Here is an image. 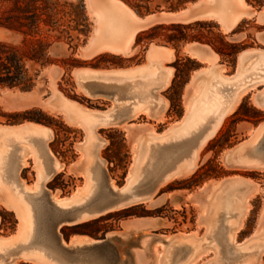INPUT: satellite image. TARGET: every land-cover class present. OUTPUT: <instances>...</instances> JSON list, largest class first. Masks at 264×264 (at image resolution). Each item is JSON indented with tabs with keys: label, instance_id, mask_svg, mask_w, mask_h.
<instances>
[{
	"label": "rangeland",
	"instance_id": "rangeland-1",
	"mask_svg": "<svg viewBox=\"0 0 264 264\" xmlns=\"http://www.w3.org/2000/svg\"><path fill=\"white\" fill-rule=\"evenodd\" d=\"M51 1L58 4L54 16L57 23L53 28L40 23L36 34L25 35L0 27V42L17 50L24 59L27 76L32 79L29 92L0 86V110L5 114L39 110L51 119L50 127L39 125L51 131V137L47 139L49 151L54 161L62 165L58 171H61L60 175L52 181L64 189L63 197L70 198L65 202L66 205H76L85 199L89 191L86 186L87 168L93 160L94 170L89 171V175L99 177V168H102L109 181L112 180V186L128 193L132 178L141 171V162L146 157L148 145H157L166 138L169 141L190 133L209 116L215 119L211 124V132L202 139L198 151L194 153L195 162H192V158L180 162L179 165L184 166L180 165V177H174L157 188L148 203L115 210L106 217V214L98 217L100 219L86 227H74L76 224L73 227L67 226L70 227L67 233L98 232L102 238L104 233H107L106 236L119 237L115 233L123 232L128 238L140 230H145L147 235L141 242L144 249L137 251L138 264H175L183 261L184 252H188L189 258L181 264H225L219 259L212 234L217 226H229L228 229L231 228V232H234V248L238 251V256L231 258V261L234 264H264V160H249L253 156L254 143L264 131V56H260V51L264 50V0H242L243 6L239 7V12L249 16L228 31L222 30L216 20L206 18V15L191 21L203 22L205 25L193 26L185 30V33L199 36L210 45L190 41L178 46L167 44L162 36L176 33L171 30H158L156 34L159 39L153 42L143 39L135 44L139 32L156 24L181 23L157 21L135 33L130 52L104 50L92 55H89V45L96 38V19L92 16L94 9L90 3L87 0ZM117 1L123 3L121 0ZM204 1L197 0L194 3ZM138 3L147 4L149 7V12L142 10L139 16L161 11H178L185 5L168 10V3L164 0H141ZM214 3L215 0H211L209 4ZM123 4L135 18L142 19ZM190 4L193 3H187L184 9L189 6L191 9ZM5 7L6 4L0 3V17ZM62 29L69 31L70 40L64 33H60ZM152 46L173 51V59L163 64L164 71L169 76L166 86L171 81L170 87L163 94L157 93L155 99L143 102L148 114L143 113V116L130 124L101 130L97 127L92 130V134L102 141L95 148V142H89L88 133L82 128L78 114L90 116L98 123L106 122L107 116L113 114L112 103L109 99L99 101L90 98V83L101 89L111 90L115 87V81L95 79L93 72L120 71L123 74L119 77L124 82L133 77L137 78L138 71L135 69L146 62L148 50ZM192 46L199 49L198 59L183 52ZM33 49L40 56L38 63L29 61L26 57L33 55ZM215 50H222L229 55L219 54ZM46 60L50 63L41 66ZM206 60L214 63L213 68L206 70ZM224 80L226 84L234 87L235 94L230 98L227 91L222 89L220 95L223 100H217L212 93ZM163 83L164 80L158 87ZM5 90L13 94H8ZM195 91L199 94L197 97H193ZM55 97L67 100L68 104L71 102L74 114H70L68 109L66 113L63 112L61 107L50 108ZM119 97L114 94L115 100H119ZM192 105L211 109L202 111L208 114L205 117L203 114L204 119L197 122L192 115L195 111ZM165 106L167 110L162 113ZM152 108L154 109L151 110ZM26 117L39 118L34 114ZM26 123L35 124L23 117L16 120L0 118V126H17L20 132H28ZM131 124L133 126H129ZM209 126L210 124L206 125ZM205 129L202 133L206 132ZM32 134L33 132H28L25 139L29 140ZM157 138L160 140L156 141ZM10 144L11 142H5L4 147L9 148ZM20 146L21 144L17 145ZM23 147L27 151L25 158H28L24 168H28L29 173L20 172L19 167L17 174L25 185L31 186L36 181L37 174L39 177H43V174L35 156L36 151L28 144ZM247 160L251 163L246 164ZM18 162L16 160V164ZM253 162L257 163H254L256 166ZM1 170L2 164L0 238L5 240L3 247L8 248L12 243L3 238V229L12 228L18 222L20 231L16 242L23 240L28 230L26 222H29V217L24 218L25 220L18 218L10 205L3 203L9 198L19 201V196L3 179ZM45 188L51 190L48 186ZM248 196L249 206L244 212V199ZM56 198L62 197L57 194ZM128 208L130 209L123 211ZM62 232L60 229L59 233L63 238V234L67 233ZM155 258H159L158 262Z\"/></svg>",
	"mask_w": 264,
	"mask_h": 264
},
{
	"label": "crops",
	"instance_id": "crops-1",
	"mask_svg": "<svg viewBox=\"0 0 264 264\" xmlns=\"http://www.w3.org/2000/svg\"><path fill=\"white\" fill-rule=\"evenodd\" d=\"M222 1L223 0H215V3L213 5L209 4L211 0H209L208 2L205 0L202 3L200 2L193 3L190 4L191 9L189 6L186 9L181 10L179 12H182V15H187L186 17L191 18L190 22L202 17V15H206V18L216 20L219 23L221 29L224 31H228L231 27L238 24L244 17L249 16L244 12H239V7L241 6L239 1L242 0H232L233 4L230 8L232 9L231 13L233 14L234 18L232 22L226 21L225 20L226 11L225 8L221 6ZM167 15L176 16L179 14L175 13V14H167ZM138 20H143V19H138ZM151 21L152 23H154L157 21H165V20H162L161 17L156 18L155 16H153ZM152 47H158V46H152ZM158 48L162 49L164 52L169 51V49L163 47H158ZM130 50H131V46L129 47V50L125 51L124 53L130 52ZM184 50L185 53L189 55V57L198 59L199 49L197 47L192 46L191 49L189 50L184 49ZM117 52L121 53L122 51H117ZM260 56L261 57L264 56V50L260 51ZM173 57L174 54L172 53L171 59L164 60L163 63L172 60ZM206 62L208 63V67L206 70L213 68L214 63L209 62V60H206ZM152 65H153V60L150 57V53H147L146 62L135 70L138 71V74L136 75L138 76L137 78L133 77L128 81L124 82V80L122 81V79L119 77L122 76L123 72L116 70L94 71L93 77H95L94 75L95 73H99L97 79L106 80V81L108 80L115 81V86L121 84L127 87H131L134 81L140 79L147 80L151 77L150 68H152ZM160 72L163 76V79H165L164 80L165 83H163L160 87L157 88L158 95L163 94L171 85V81H170V84L166 86L169 81V76H167L168 72H165L164 69L161 70ZM139 84H141V82ZM95 87L96 84L90 83V89L88 93L89 97L92 99H97L99 101H102L100 99H109L112 103L111 111L113 114L111 116H107V120L104 123H98L95 119H93L90 116H84L85 118L82 119L80 123L82 125V128H84V130H86L88 133L89 142L102 143V141L99 140L98 137L92 134V130L96 129L97 127H99L98 129L101 130V129L118 128L126 124H130L139 116H143L141 110L145 109L146 107L142 106L139 108L137 104L135 105L131 102L132 99L129 97L122 98L120 96L119 98L121 99L115 100L114 94L111 90L101 89L99 86H97L98 88L97 90ZM220 87L221 90L224 89L227 91L226 94L229 95L230 98L235 94L234 87L229 84H226V81L222 82V84L217 88ZM217 88H215L216 90L214 89L215 92L216 91L218 92ZM197 91L194 92L193 97H197L199 95ZM219 92L221 93V91ZM219 92L218 94L220 95ZM57 99L59 98L58 97L54 98V104L52 105V108L61 107L59 102H57ZM120 102L122 103V105L120 104ZM201 105L199 107L197 106L195 107V105L194 106L192 105V109L193 108L195 110L201 109L202 108ZM153 109L154 108H152L151 110ZM166 110L167 107L165 106L162 109V113H165ZM103 112L105 113V111ZM129 126H133V124ZM27 127H28L27 128L28 132H33L29 140H31L34 144L41 146L44 151V155H40V156L35 155L40 163L43 177H39L37 174V179L34 182V184L31 186L25 185L24 181L20 178V175L17 174V170L19 167H20V172L22 171L24 174L29 173L28 168H24L25 165L27 164L28 158H24V161L21 162L20 154L17 147V144H19L21 141L23 142L29 141L25 139L28 132L26 131L20 132L19 127L17 126L9 127L7 131L0 132L1 133L0 150L2 148H6L4 147L5 142H11L9 148H11V146H15L16 148L15 150L11 151L7 161H5V164L2 165L1 175L3 179L6 181V183L11 188H13L16 191L17 195L19 196V201L9 198L7 201L3 203L6 205H10V208L16 212L18 218L24 219L27 218V216L29 217L28 218L29 222H26V225L28 226L27 228L28 230L26 233V237L23 240L19 239V241L16 242V237L20 231V228L18 229V222H15L12 228L3 229L4 230L3 238L7 239L8 243H12V246H9L8 248H4L3 242L5 240L0 238V264H138L137 251L140 249H144V247L141 244L139 245L134 241H128L126 243L124 242V239L132 240V237L134 238L135 234L147 235V232L145 230H140L138 231V233L132 234L128 238L125 237L123 232L115 233V235L119 237H112L111 235L106 236L107 233H104L103 237H105L108 240V244L105 246L99 245L101 243L100 239H102L103 237L101 238V236L99 235L100 233L98 232L93 236H89L77 232L67 233L70 229V227L67 226H72L75 224L77 226L87 223L89 221H96L97 219H99V218H95L89 221L82 220L76 222L75 224L63 223L60 225H55V232L57 231L59 233V230L62 229L63 231L62 233L65 232L67 233L66 237L63 236V238L61 237V234H59L60 243L56 241L57 239L55 237V233L53 230L55 215L52 207L53 203L55 202L52 200L51 197L53 195L56 196L58 194L59 197L66 199V201H68L70 198L63 197L64 189L61 188V186L56 185L52 181L55 177L60 175L61 171L56 173L54 172L50 176V173L54 168L52 163L53 156L49 151L50 147H49V142L47 143V139H50L51 134L48 138H44L43 136L37 134L36 131L31 126L27 125ZM14 128L16 129L11 130ZM11 133L18 134V139H15L13 136H11ZM11 138L12 140H10ZM2 160L3 158L1 157L0 164H2ZM16 160H19L18 164H16ZM93 161L91 163H94ZM89 166L90 165H88L87 168L88 174L90 171ZM12 175L15 177L13 178ZM45 186H48L51 190L45 188ZM44 191L48 193V196H46ZM223 227H225V230H218L219 227L218 226L216 227L215 231L212 234L213 242L217 248L219 259L223 261L225 264H234L235 262L231 261V258L237 257L238 251L234 248L236 243L232 245L229 240L230 236L234 235V232H231V228L228 229L229 226H223ZM91 243H96V244L93 245ZM178 254H180V251ZM184 256L185 257L183 261L181 262L179 261L175 264H181L185 260H187L189 258L188 252H184Z\"/></svg>",
	"mask_w": 264,
	"mask_h": 264
},
{
	"label": "bare ground",
	"instance_id": "bare-ground-1",
	"mask_svg": "<svg viewBox=\"0 0 264 264\" xmlns=\"http://www.w3.org/2000/svg\"><path fill=\"white\" fill-rule=\"evenodd\" d=\"M206 1L208 2L209 0ZM239 2L240 5L243 6L242 1ZM87 3H90L91 8L93 7L94 11L91 10L93 12L92 16L94 17V19H96L95 21L96 29L94 32L96 33V38L93 43L91 40V45H89L91 53L89 55L99 53L106 49L115 52L122 51L124 53L125 51L129 50V47L133 41V37L135 33L140 29H144L147 26L149 27V25H151L152 23L151 20L153 17H147L143 20H138L137 18H135V15H132L133 13H131L123 3L117 0H89V1L87 0ZM93 3H96V5H94ZM97 4L98 7H96ZM232 4H233L232 0H223L221 2V6L225 8L226 11L225 20L228 22H232L234 18L233 14L231 13L232 9L230 8ZM177 14L179 15L172 16L162 13L160 15H155V17L156 18L161 17L162 20H165L167 22H181V23L184 22L185 24L190 22L191 18L186 17L187 15H182V12H179ZM183 52H185V50ZM148 53H150V57L153 60L152 68H150L151 77L149 79L136 80L132 83L131 87H127L119 84L111 89L113 94L116 93V95L121 96L122 98L125 97L131 98L132 99L131 102L135 105L137 104L139 108L144 106L143 102L148 101L150 99H155L157 97V88L159 86V83L165 80L163 79V76L160 72L161 70L165 69V67H163L164 64L163 61L171 59L173 51L169 50L167 52H164L162 49L158 47H150ZM98 74L99 73H95L94 74L95 77L93 78L97 79ZM140 82L141 84H139ZM95 88L98 90L97 85ZM217 89L218 92L221 91V87ZM5 91L8 94H13V92H9L7 90ZM213 92L215 94L212 93V95L215 97V99L223 100V96H220L217 91L216 92L213 91ZM57 102H59V104L61 105L63 112H65L68 109L67 111L71 112L70 114H74V108L72 105H70L71 102L70 104H68L67 100L63 101L60 98L57 99ZM120 104L122 105L121 102ZM50 108H52V106H50ZM210 109L211 108L202 106L201 109H197L193 112L192 114L193 118L195 119V121L201 122L204 119L202 118L203 114H205L204 117L206 116V113L208 114V112L204 113L202 111H209ZM141 111L145 115L148 114L147 108ZM78 115H80L78 120L81 122V120L84 119L85 117L83 116L82 113H79ZM214 120L215 119L212 116H209L206 120H204V122L201 125H199V127L195 128L196 127L195 126L194 127L195 130L190 133L184 134L169 141H167V138L166 140L163 139L165 141H160L159 143L156 142L158 143L157 145L155 143H154L155 145L153 146L148 145L146 147V157L143 158L141 162L143 164L141 167V171L135 178H132L131 180L132 183L130 185L128 193H125L119 190L117 187L112 186V180L109 181L105 171L102 168H99V172H100L99 177L95 178L93 175L88 174L86 186H88L89 191L85 199L81 203L68 206L65 204L66 199L64 198L58 199L56 198L55 195H53L51 198L55 202L53 203L52 206L55 215L54 225H53L54 233H55V225H60L63 223L75 224L76 222L82 220H90V219L98 218L100 216H103L105 214H108L110 212H113L115 210L127 206L136 205V204H145L146 202L148 203L152 199V195L154 191L157 190V188L162 187L163 185L166 184L165 182L167 181L169 182V180L174 177L177 176L180 177L179 171L182 170V167H180L181 164L179 165L180 162H183L191 158L193 162V159H195L196 157L194 156V153L198 151L197 149H199L198 147L202 139L206 137V135L210 130H212L211 124L214 122ZM219 121L220 119L218 120L217 123H219ZM36 124L26 123V125L31 126L36 131L37 134L43 136L44 138H48L51 134L50 131L47 128H44L43 126ZM207 124H210V126L206 127ZM8 128L9 127L7 126L5 127L0 126V132L7 131ZM15 129L16 128L11 130H15ZM204 129L206 130V132L202 133ZM11 136H13L15 139H18V134L16 133H11ZM0 137H1V133H0ZM153 137L155 138V135ZM157 139L158 140L156 141L160 140L159 138ZM19 144H21V146L18 147L21 162L24 161V158L27 154L26 149L23 147L26 144L30 145L36 151L37 155L39 156L44 155L43 148L41 146L34 144L31 140L26 142L21 141ZM95 144H96L95 145L96 148L98 146V142H95ZM15 149H16L15 146H11V148L6 147L0 150V158L4 156L2 157L3 158L2 165H4L5 161H7L11 151ZM252 151H253L252 152L253 156L252 157L250 156L249 160L250 158L251 160H255V161L264 160V131H262L259 138L254 143ZM52 163L54 169L51 171L50 176L54 172L56 173L62 168V165L56 163L54 159ZM193 163L192 165L194 166ZM247 163H249L248 160L246 161V164ZM254 163L256 162H253L252 164ZM178 165L180 169L178 168ZM192 165H190L191 166L190 169L193 168ZM181 166H183V164ZM89 170L90 171L94 170L93 163H90ZM183 174L186 175L185 173ZM44 193L46 194V196H48L47 192L44 191ZM249 201H250L249 196L248 198L244 199V202L246 204V208L244 212H246V209L248 208L247 206H249ZM218 230H225V227L219 228ZM145 236L146 234H135L134 238L132 237V240L124 239V242L127 243L128 241H134L140 245L142 244L141 243L142 239ZM229 240L232 245L235 244L233 236H230ZM91 244L94 245L96 243H91ZM155 259H156L155 261L158 262L157 260L159 258H155Z\"/></svg>",
	"mask_w": 264,
	"mask_h": 264
},
{
	"label": "trees",
	"instance_id": "trees-1",
	"mask_svg": "<svg viewBox=\"0 0 264 264\" xmlns=\"http://www.w3.org/2000/svg\"><path fill=\"white\" fill-rule=\"evenodd\" d=\"M129 8H131L136 15H141L142 10L144 12H149V7L147 4L140 5L138 2L141 0H121ZM151 0H145L149 2ZM194 0H164L168 3V10H175L178 7ZM1 4H6V7L0 17V27L5 28L10 31H15L17 33L25 35L36 34L39 30V24L53 28L56 25L54 16L57 8V3L51 0H0ZM158 7V6H156ZM205 23L195 21L190 23H168V24H156L147 30L141 31L137 34L135 38V44H138L143 39L153 42L159 39L156 32L158 30H171L176 31L172 34H164L162 37L163 41L167 44L173 46H178L183 42H198L210 45L209 42L203 41L199 36H189L185 33V30L193 26H204ZM60 33H64L67 39H71L70 33L67 29H62ZM37 44H40L38 42ZM227 45V44H224ZM34 53L32 56H26L29 61L34 63L39 62V57L36 51L33 49ZM219 54L229 55L222 50H215ZM45 63H50L46 60L40 65ZM0 86L7 87L9 89L19 88L21 91L29 92L32 88V79L27 76V69L22 56H20L17 50L3 42H0ZM34 114L38 115L39 118L26 117L27 115ZM20 117L26 118L28 121L35 122L46 127H50L51 119L46 115L41 113L39 110H29L20 113L5 114L0 110V118H9L16 120ZM10 122V121H6ZM128 209H124L125 212ZM110 213L106 214L104 217L108 216ZM103 217V216H102ZM101 218V217H100ZM99 218V219H100ZM93 221L77 225L76 227L82 228L91 225ZM97 232L88 233L83 232L82 234L93 236ZM66 237V234H63Z\"/></svg>",
	"mask_w": 264,
	"mask_h": 264
},
{
	"label": "water",
	"instance_id": "water-1",
	"mask_svg": "<svg viewBox=\"0 0 264 264\" xmlns=\"http://www.w3.org/2000/svg\"><path fill=\"white\" fill-rule=\"evenodd\" d=\"M197 0H194V1H191V2H188V3H194V2H196ZM187 4V3H186ZM185 4V5H186ZM185 5H184V7L182 8V9H180V10H178V11H167V12H163V11H161V12H155V13H151V14H147V15H144V16H139L140 18H142V19H145V18H147V17H153V16H155V15H160V14H162V13H165V14H175V13H178L179 11H181V10H184V8H185ZM59 234L60 233H58L57 231L55 232V237H56V239H57V242L58 243H60L59 241H60V238H59ZM100 241H101V243L99 244L100 246H105V245H107L108 244V240L105 238V237H103L102 239H100ZM61 246V245H60Z\"/></svg>",
	"mask_w": 264,
	"mask_h": 264
}]
</instances>
